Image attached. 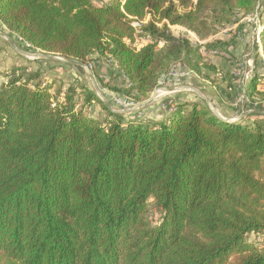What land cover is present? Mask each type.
Masks as SVG:
<instances>
[{
    "label": "trees",
    "instance_id": "16d2710c",
    "mask_svg": "<svg viewBox=\"0 0 264 264\" xmlns=\"http://www.w3.org/2000/svg\"><path fill=\"white\" fill-rule=\"evenodd\" d=\"M262 4L0 0V22L31 51L114 60L129 85L109 89L139 104L177 67L234 90L232 71L203 55L218 44L171 26L210 33ZM141 35L150 40L138 46ZM24 68L0 88V264H264L250 241L264 234V106L238 105L261 112L225 121L195 95L133 118L81 82L56 88ZM263 77L250 78L248 98L264 100Z\"/></svg>",
    "mask_w": 264,
    "mask_h": 264
},
{
    "label": "rangeland",
    "instance_id": "374dc122",
    "mask_svg": "<svg viewBox=\"0 0 264 264\" xmlns=\"http://www.w3.org/2000/svg\"><path fill=\"white\" fill-rule=\"evenodd\" d=\"M262 3L263 4L260 6V8L253 13L245 14L242 11H236V14L230 15L226 19H223L218 26H214L213 30L210 33H204L203 31L201 32V34H199L198 32L183 25H176L171 27L172 32L176 36H181L189 39L192 43L203 45L218 44L219 51H217V53H208L205 50L203 52V55L206 56V58L211 59L215 64L223 65L225 69L229 68V70L232 71L233 76L236 79L235 81L236 83H238L237 92H234V90H230L227 87L226 83H224L222 87H224L226 91L228 90V92L234 93L236 100L242 95L241 88L245 85V82L247 84L248 79L252 78L256 74H261L264 76V51L262 48L263 38L261 35V32L263 30L262 23L264 22V0H262ZM0 31L6 33L14 41L19 49L23 51L37 52L36 50H29L30 47L27 45V43L23 39L18 37V35L9 31L1 22ZM137 39L138 42L144 43L149 41L150 37L141 35ZM115 63L116 62L112 59L101 58L100 60L93 61L86 66L78 65L82 67L78 68L71 66L73 64L70 65L60 61L32 59L19 52L8 42V40H6V38L0 36V88L8 81V73L13 68L20 67L21 70L19 72H22L26 70L24 67H29V71H26V74H32L35 71L41 72V78L45 81L50 82L54 80L56 83V88H58L60 84H62L64 87H68L69 83H74L77 85L78 89L81 90L82 86H78L79 82H81L83 85L87 86V88L95 90L88 74V70L93 69V73L95 70V74L97 75L96 77V75L94 74L98 86V92L109 100L112 108L118 110L117 106H119V102L125 97L120 92L113 91L108 87L109 84V86L116 85L119 87L121 86L122 88V84L120 83L122 81L119 80L116 83H113V77H111L114 74L111 72V69L116 68V66H114ZM175 69L177 73H179V76L176 77V81L198 88L203 92L204 95H206L210 99L211 97L215 98V95H221L218 90L219 88H217L208 79L202 78L198 74L188 71L183 67H177ZM98 77L106 80L108 83L106 85H101L99 83ZM168 80L169 77L168 79H166L167 83L169 82ZM205 84H208V87L205 86ZM262 86L263 85L261 84L259 87ZM161 88L163 87L159 85L155 90H153L148 98L142 101L146 102L151 98H154V101L150 103V110H147L146 112H151V109L154 108L158 110V107H155V105L158 101L160 102L161 99H163V97L165 96V92L162 91ZM195 95H198L196 91L189 90L187 91L186 96L193 97ZM82 101L83 100H81V103ZM234 102L230 103V106H232L231 108H233V113L239 110L233 104ZM242 105L245 108L249 109L255 108L257 106H264V100L258 103L244 102L242 103ZM90 111L92 113H96V115H99L101 117L105 115V111L102 105L97 101L94 103ZM161 113L160 111H158L156 114L153 112V115L159 117L160 115H162ZM153 213L156 214L155 211H153L151 214ZM250 241L255 243L258 247L264 249V234L251 235Z\"/></svg>",
    "mask_w": 264,
    "mask_h": 264
},
{
    "label": "crops",
    "instance_id": "0c3cea01",
    "mask_svg": "<svg viewBox=\"0 0 264 264\" xmlns=\"http://www.w3.org/2000/svg\"><path fill=\"white\" fill-rule=\"evenodd\" d=\"M114 66H116V68L111 69V72L114 73L111 76V77H113V83H116L117 81L121 80L122 82H120V83L122 84V86H124V87L128 86L129 83L121 75L117 63H115ZM176 80H177L176 77L170 78L168 80L169 82L167 83V85H168V87H177V88H180V90H177V91L172 92V93L165 92L164 93L165 96L163 97V99H161L160 102L158 101L157 104L155 105V107H158V110L156 108L151 109L150 115H153V112L156 114L158 111H161L162 108L164 107L165 102L167 100H170L171 98L178 99V98L186 97L187 91H189L190 89H184L183 86H187V84H182V83H180L179 81H176ZM242 83H243V81H242ZM190 86H192V85H190ZM205 86L208 87V84H205ZM237 86L234 87V92H237V90H238V87ZM250 87H251V80L248 79L247 84L245 82V85L241 88L242 94H245V95L248 94V92L250 90ZM218 90L221 93V95H215V98H212V97H211V99L209 98L212 101L213 106L215 107V109L217 110V112H219L225 118H233V117H235L237 119H241L242 117H244V119L246 121H251V120L254 119V116H248L249 114H242L243 112L240 113V114H237L238 110L233 113V108H231L232 106H230V103H232V102H234L236 100L235 94L232 93V92H228V90L226 91V89H224V87H222V86ZM235 102L233 104H235ZM152 106H153V104H152ZM209 106L211 107V105H209ZM150 108H151V104L146 105V106H144L142 108H133V109H130V110H127V111H124V112L127 113L128 116L133 117V118L134 117H141V116L144 115L145 111L150 110ZM164 115H166V113Z\"/></svg>",
    "mask_w": 264,
    "mask_h": 264
},
{
    "label": "water",
    "instance_id": "95a60500",
    "mask_svg": "<svg viewBox=\"0 0 264 264\" xmlns=\"http://www.w3.org/2000/svg\"><path fill=\"white\" fill-rule=\"evenodd\" d=\"M0 36H3L4 38H6V40H8V42L15 47L19 52H21L22 54H24L25 56H27L28 58H32V59H43V60H52V61H60V62H64L66 64H73V65H80V66H86L84 65L81 61L76 60V59H70V58H64L58 54H54V53H48L45 51H37V52H29V51H23L21 49H19L16 44L14 43V41L4 32L0 31ZM88 74L89 77L92 81V84L95 88V91L97 92V94L99 95V97L104 101V103L113 111L115 112H124L122 110H117L112 108L110 102L108 99H106L102 94H100L98 92V86H97V82L95 80V76L92 70H88ZM184 89H190V90H194L198 93V95L205 101L207 102L209 105H211V109L213 110V112L221 119L225 120V121H235L237 120V118H225L224 116H222L219 112H217V110L215 109V107L213 106V103L211 102V100L206 97L200 90H198L197 88L187 85V86H183ZM162 91L167 92V93H172L175 92L177 90H180V88L177 87H164L161 88ZM154 101V98H151L150 100L146 101V102H142L140 104H138L135 108H142L146 105H149L150 103H152ZM249 112H261L259 110H253V111H245L242 114H248Z\"/></svg>",
    "mask_w": 264,
    "mask_h": 264
},
{
    "label": "built area",
    "instance_id": "2783aa9c",
    "mask_svg": "<svg viewBox=\"0 0 264 264\" xmlns=\"http://www.w3.org/2000/svg\"><path fill=\"white\" fill-rule=\"evenodd\" d=\"M133 25H134L135 28H140L142 26V22L134 21ZM135 44L138 45V46H142L143 45L142 43L138 42V40H136ZM178 76H179V73H177L176 69H172L166 76L163 77V79L160 82V86H162L163 88L164 87H168L166 79H168V77L169 78H173V77H178ZM261 89H264V85L261 87ZM244 102H248V103L255 102V103H258V100H256V101L252 100V99L248 98L247 95L242 94L240 97H238V99L236 100V103L234 105L237 107L238 105H242V103H244ZM136 105L137 104L133 100H130L128 98H123V100H121L119 102V106H117V107H118V110L127 111V110L135 108Z\"/></svg>",
    "mask_w": 264,
    "mask_h": 264
}]
</instances>
